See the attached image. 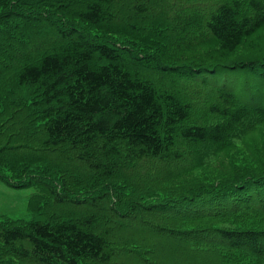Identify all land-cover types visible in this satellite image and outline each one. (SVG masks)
<instances>
[{"label":"trees","instance_id":"1","mask_svg":"<svg viewBox=\"0 0 264 264\" xmlns=\"http://www.w3.org/2000/svg\"><path fill=\"white\" fill-rule=\"evenodd\" d=\"M263 26L264 0H0V180L34 189L29 219L0 215V264L159 263L153 247L115 249L95 184L179 162L180 145L210 165L264 133V56L235 55ZM182 82L208 95L204 118ZM79 175L94 187L70 190ZM141 184L112 210L140 237L162 234L188 264H264V166L157 200Z\"/></svg>","mask_w":264,"mask_h":264},{"label":"rangeland","instance_id":"2","mask_svg":"<svg viewBox=\"0 0 264 264\" xmlns=\"http://www.w3.org/2000/svg\"><path fill=\"white\" fill-rule=\"evenodd\" d=\"M99 36H102V34L99 33L98 37ZM128 37L133 40L138 38L136 36ZM133 42L139 44V49L145 46L146 50L150 49V43L152 44L148 36H140L138 40ZM235 55L236 58H259L264 56V26L259 37L251 39V44L243 45ZM178 88L182 98L195 106L191 114H195L199 119L204 118L207 113V106L205 107V105L207 101H209L208 95L207 99L200 98V96L204 95V89L200 86L195 87L189 82H182ZM243 145L249 146L248 154L244 153L242 148ZM179 147V154L183 158L179 162H174L172 164H167V162H165L161 164L159 161H153L150 165L143 162L137 164L135 167L132 165L128 166L129 164L124 163V168L115 171L111 179H106L105 177L99 179V183L95 184L96 187L92 185L91 180L86 179L82 175H79L78 179L74 178L70 180V190L76 188L83 191L85 189L90 190L92 186L94 188H100L98 193L103 197L102 204H100L102 208L101 215L104 217L108 216L111 220L114 218L117 229L122 227V229H126L127 234H129H122V231L119 233L117 229L113 231L115 234V241L113 244L117 246L115 249H122L125 251L126 247H153L152 252L154 253L150 255V257L153 258L154 256V258L159 261V263L155 262L157 264L190 263L191 261L188 254L176 250L174 248L175 242L165 238L162 234L157 235L149 231L150 236L143 235L140 237V234H137V232H139L138 228L135 227L134 224H127L126 221L120 223L119 218L117 215H113L112 210L117 211L118 206L122 211L123 208L128 207V205L134 201L130 200V198H122L121 196L127 195L131 189L135 195L138 194L139 190L142 188L141 186H144L141 182H146L148 185L150 183V186L145 192L152 189L154 191V197L152 199L157 200L168 196V191L174 193L182 188L188 187L184 185H189V183H208L209 181H214L222 177V175L224 176V174H234L239 170L247 171L256 169V171L259 172L261 171V166H264V133L259 130H256L254 134L250 135L240 147H230L224 150L219 161L210 165H200L199 160L188 152L186 147L182 145ZM170 167H172L171 170L169 169ZM72 170L76 173H80L76 169ZM170 185L172 186L171 189L167 190ZM33 191V188H13L0 180V215H5L10 218L29 219L30 211L28 209V200ZM83 191L78 190V193ZM145 201L147 200L145 199ZM141 202L145 203L144 201ZM121 213L122 212H118L119 216ZM152 216L153 215L150 217ZM144 217L147 219L146 213H144ZM104 222L110 225V222L107 220ZM159 223L165 224V222L163 223L162 221H159ZM135 233L137 235H134ZM151 248L146 249L151 250Z\"/></svg>","mask_w":264,"mask_h":264}]
</instances>
